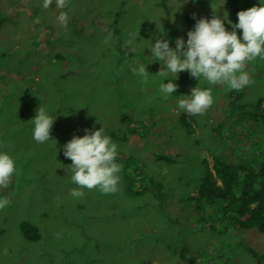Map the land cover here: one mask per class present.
I'll use <instances>...</instances> for the list:
<instances>
[{
  "label": "rangeland",
  "instance_id": "1",
  "mask_svg": "<svg viewBox=\"0 0 264 264\" xmlns=\"http://www.w3.org/2000/svg\"><path fill=\"white\" fill-rule=\"evenodd\" d=\"M227 3L209 0L203 9L221 17L227 12L233 22ZM65 4L45 9L42 0H0L8 18L0 30V150L17 161L16 174L0 187V196L10 200L0 209V264H264V234L217 224L212 213L202 220L186 201L201 183L204 159L212 164L214 155L225 152L237 159L264 155L263 120L256 132L246 123V132L228 124L220 134L233 90L215 85L212 105L194 115L189 135L173 96L190 94L198 80L180 72L173 81L178 88L165 99L156 75L161 64L145 48L167 39L168 19L177 38L186 39L192 26L185 16L198 17L196 0ZM60 11L68 14L66 26L57 19ZM134 62L146 64L147 83L129 71ZM246 70L251 82L240 89L241 103L252 104L264 98V60L249 62ZM40 105L56 117L53 140L44 143L34 141L31 131ZM102 125L118 153L132 156L162 183L160 197L128 195L127 176L135 177L137 165L126 161L118 162L116 192L85 189L82 198L70 196L75 185L62 145ZM157 155L176 162L157 161ZM24 222L38 228L39 240H27Z\"/></svg>",
  "mask_w": 264,
  "mask_h": 264
},
{
  "label": "clouds",
  "instance_id": "2",
  "mask_svg": "<svg viewBox=\"0 0 264 264\" xmlns=\"http://www.w3.org/2000/svg\"><path fill=\"white\" fill-rule=\"evenodd\" d=\"M53 3L59 9L66 6L65 0H42V7L47 9ZM228 16L224 12L221 17L219 11L213 10L210 18L195 20L186 33V39L176 38L174 47H170L169 40L163 38L145 47L150 49L149 57H154V61L161 64L156 75L162 77L158 92L165 99L173 96L178 88L173 81L178 79L180 72L187 71L198 80L190 94L173 96L177 110L189 115L203 114L213 103L212 86L240 90L251 82L246 65L257 58L264 60V2L259 0L258 5L238 11L235 23ZM57 19L66 26L67 12L60 11ZM226 23L230 28H226ZM237 30H240L239 34ZM129 71L141 83H147L151 75L146 64L141 62H134V66L130 63ZM166 79L168 82L164 83ZM202 81L208 86L201 87ZM55 119L45 106L40 105L31 120L32 139L37 143L53 140L50 133ZM84 133L82 136L73 135L62 145L64 157L71 160L67 171L75 185L69 189L70 196L82 198L85 189H95L102 194L116 192L122 168L117 162L118 145L106 134L103 125L99 129L86 128ZM16 165L15 157L0 150V187L16 174ZM9 204L7 196H0V209Z\"/></svg>",
  "mask_w": 264,
  "mask_h": 264
},
{
  "label": "trees",
  "instance_id": "3",
  "mask_svg": "<svg viewBox=\"0 0 264 264\" xmlns=\"http://www.w3.org/2000/svg\"><path fill=\"white\" fill-rule=\"evenodd\" d=\"M207 1L209 0H196L199 15L197 18L186 15V23L193 27L195 20L201 17H211L213 13H208L203 9V5ZM228 2L233 23L237 21L236 13L238 11L259 4V0H228ZM7 20V16L0 10V30ZM166 27L168 29L167 39L170 42V47H173L175 39L178 37L177 27L169 19ZM237 32L239 34L240 30ZM243 96L241 90L230 92L226 119L218 128L220 134L223 126L228 124L230 127L231 125L237 128L241 127L240 131L246 132L244 124H251L254 127L260 122V119L263 120L261 128L264 129V98H259L255 103L246 104L241 103ZM232 119L237 124L233 122L230 124ZM193 125L194 115L184 113L181 117V126L189 135L195 132ZM134 129L137 130L136 127ZM254 130L257 131L255 127ZM251 137L253 138V134ZM156 158L157 161L168 164L176 162L175 159L162 155H157ZM212 158V164L208 159L203 160L201 183L196 188L195 193L186 200L193 204L192 211L202 220L211 218V215L208 214L212 213L215 215L214 219L217 224H230L238 229L256 228L264 234V155L256 158L248 155L243 159L238 158V160L236 156L225 152L224 155H214ZM121 161L137 165L135 177L127 176V193L129 196L137 197L146 192H153L159 197L163 194L162 183L150 176L139 161L132 156L127 157L118 153L117 162ZM211 227L214 228L215 226L211 225ZM21 231L27 240L36 241L40 239L41 235L38 228L30 223H22Z\"/></svg>",
  "mask_w": 264,
  "mask_h": 264
}]
</instances>
